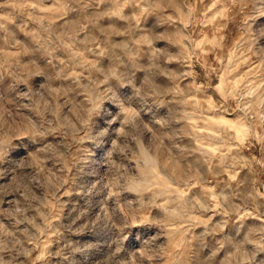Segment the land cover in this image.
Instances as JSON below:
<instances>
[{
    "label": "clouds",
    "instance_id": "obj_1",
    "mask_svg": "<svg viewBox=\"0 0 264 264\" xmlns=\"http://www.w3.org/2000/svg\"><path fill=\"white\" fill-rule=\"evenodd\" d=\"M0 264H264V0H0Z\"/></svg>",
    "mask_w": 264,
    "mask_h": 264
}]
</instances>
